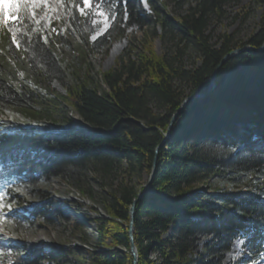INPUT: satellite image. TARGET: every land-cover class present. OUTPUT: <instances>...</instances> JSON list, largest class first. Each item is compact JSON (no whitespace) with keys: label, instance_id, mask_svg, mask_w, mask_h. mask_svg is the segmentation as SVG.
<instances>
[{"label":"trees","instance_id":"trees-1","mask_svg":"<svg viewBox=\"0 0 264 264\" xmlns=\"http://www.w3.org/2000/svg\"><path fill=\"white\" fill-rule=\"evenodd\" d=\"M77 1L82 2H70L75 9ZM193 1L186 15L175 17L161 0H93L114 14L125 11L126 27L144 32L140 47L130 48L101 75L93 73L89 62L98 42H90L85 19L77 12L51 34L31 27L25 12L16 14L15 22L0 14V116L18 114L66 130L59 135L38 129L11 135L0 129V183L16 202L10 221L18 228L30 226V217L48 224L60 220L62 202L39 190L43 183L59 179L93 200L90 174L94 181L117 182L110 189L100 184L105 217L95 220V250L85 256L68 248L58 256L24 251L14 243L9 264H62L63 257L70 258L67 264H134L130 212L145 187L133 179L149 175L156 157L152 192L135 210L138 264H222L239 239L244 240L246 257L236 264L261 259L264 52L242 53L227 61L214 92L194 101L164 141L184 101L208 92L212 75L227 54L264 44V0H250L263 7L257 33L246 43L223 35L218 47L207 35L209 24L222 18L225 7L236 0ZM19 28L25 34L16 37ZM169 37L178 39L174 56H156L153 40ZM188 48L201 56L193 69L182 60ZM238 67L247 70L242 73ZM54 82L66 95L53 89ZM72 114L90 132L72 128ZM22 192L45 204L26 208ZM79 226L78 232H83ZM201 237L210 240L197 252Z\"/></svg>","mask_w":264,"mask_h":264},{"label":"rangeland","instance_id":"rangeland-1","mask_svg":"<svg viewBox=\"0 0 264 264\" xmlns=\"http://www.w3.org/2000/svg\"><path fill=\"white\" fill-rule=\"evenodd\" d=\"M66 1L68 3H66ZM164 2V9L170 16L181 17L188 13L190 7L194 6L193 0H161ZM71 0H36L35 3L30 0H0V14L8 21H17L15 15L25 12L29 16L30 26L38 30L41 27L46 34L59 32L58 29L69 24V18L77 12L85 21V31L90 35V42L97 43L96 52L89 59L92 65L93 73L103 74L113 69L118 59L130 48L140 47L144 40V32L137 27L127 28V13L125 11L114 14L107 10L104 5L94 4L91 8H84L81 1H77L78 7L75 9ZM81 2V4L79 3ZM98 5V6H96ZM81 8H84L82 14ZM142 8L148 11L146 3H142ZM250 9V10H249ZM263 7L251 3L250 0H236L230 2L224 9V16L220 19H212L207 30V35L211 38L212 45L219 46L220 38L223 35L233 36L236 42L246 43L259 30V22ZM250 11V12H249ZM103 13V15H100ZM106 18V19H105ZM160 32V30L158 31ZM25 34V31L19 28L14 32V36ZM61 34V33H59ZM176 37H178L176 35ZM178 39L172 37L160 40H153L152 49L156 56L173 57L176 52ZM105 42V44H103ZM183 64L187 69H193L201 62V56L193 48H188L182 57ZM245 73L247 69H241ZM68 83L72 84L71 78ZM52 87L61 95H66V91L58 83L54 82ZM183 87V86H182ZM183 89L187 90L185 87ZM73 120L81 121L80 117L72 114ZM12 124H7L5 130L11 134L19 133L17 124L20 122L27 123L24 117L18 114L5 116ZM10 123V122H7ZM16 124V125H15ZM38 132H53L55 128L45 129L42 125ZM48 131V132H46ZM150 175V174H149ZM149 175L143 174L135 177L133 182L138 187H146ZM94 175L89 176L88 183L94 192V198L87 199L81 196L79 191L71 188L66 182L59 179L49 183H43L40 189L48 197L53 196L62 202L59 208L60 220L51 221L49 224L37 221L30 217V226L15 228L9 219V212L16 207L15 200L10 201L8 196L0 193V264H9L10 247L17 243L19 249L24 251H43L53 253L54 255L63 256L64 250L68 248L75 249L79 254L86 256V252L93 251L97 248V239L95 236V220L105 217V210L101 202L102 192L101 183L108 189L117 184L116 181L107 180L101 182L100 179L94 181ZM21 198L25 201L26 208L44 205V201L28 197L22 192ZM10 201V202H9ZM93 209V210H92ZM77 224L83 232H78ZM168 234L165 237L168 238ZM210 238H199L197 243V252H201L203 245ZM86 241V243H84ZM244 240L239 239L231 246V250L225 256L222 264H236L244 256ZM66 258V257H65ZM63 257L62 264H67L70 258L65 260ZM153 259L155 257L153 256ZM249 259V258H248ZM251 264V263H250ZM257 264H264V260Z\"/></svg>","mask_w":264,"mask_h":264},{"label":"water","instance_id":"water-1","mask_svg":"<svg viewBox=\"0 0 264 264\" xmlns=\"http://www.w3.org/2000/svg\"><path fill=\"white\" fill-rule=\"evenodd\" d=\"M253 53V52H264V44L260 47V48H253V47H250V46H246L244 48H241V49H236L234 51H232L231 53L227 54L221 65L219 67H217L212 75V78H211V83H210V87H209V90L206 94L204 95H193L189 98H187L182 107L179 109V111L174 115L171 123H170V126L168 128V132L167 134L165 135V141H164V144L169 140L170 136H171V133H172V129L174 127V124L176 122V120L178 119V117L180 115L183 114V112L194 102V101H198V100H203L204 98H206L208 95L212 94L216 88V79H217V76L221 70V68L223 67V65L229 61L231 58L235 57V56H238L242 53ZM99 134H104V135H108L110 133H99ZM163 144V145H164ZM161 148V147H160ZM160 148L157 150V154L159 153V150ZM157 157L155 158V161H154V164H153V167H152V170H151V173L149 175V179H148V183L145 187V190L143 191V193L139 196V198L134 202V205L131 207V212H130V226H129V237H130V253H131V256L133 258V261H134V264H138V252H137V248L135 246V243H134V219H135V210H136V206L137 204L143 200L145 197H147L151 192H152V187H153V183H154V179H155V176H156V173H157V168H158V162H157Z\"/></svg>","mask_w":264,"mask_h":264},{"label":"snow or ice","instance_id":"snow-or-ice-1","mask_svg":"<svg viewBox=\"0 0 264 264\" xmlns=\"http://www.w3.org/2000/svg\"><path fill=\"white\" fill-rule=\"evenodd\" d=\"M30 2L35 3L36 0H30ZM83 4H84V8H91L93 5V0H82ZM98 6V5H96ZM84 8H81V12L82 14L84 13ZM100 15H103V13H100ZM106 19V18H105Z\"/></svg>","mask_w":264,"mask_h":264},{"label":"bare ground","instance_id":"bare-ground-1","mask_svg":"<svg viewBox=\"0 0 264 264\" xmlns=\"http://www.w3.org/2000/svg\"><path fill=\"white\" fill-rule=\"evenodd\" d=\"M4 120H6L5 118H4ZM23 122V121H22Z\"/></svg>","mask_w":264,"mask_h":264}]
</instances>
